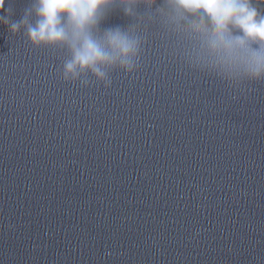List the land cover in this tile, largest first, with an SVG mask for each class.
Here are the masks:
<instances>
[{
    "label": "clouds",
    "instance_id": "1",
    "mask_svg": "<svg viewBox=\"0 0 264 264\" xmlns=\"http://www.w3.org/2000/svg\"><path fill=\"white\" fill-rule=\"evenodd\" d=\"M141 4L153 10L157 0H32L19 21L0 16V23L13 35L23 29L34 47L66 49L63 80L87 86L91 76L110 87L113 71L127 74L139 67L142 40L134 23L100 31V22L113 6L138 19ZM155 12L195 42L185 54L191 67L230 87L264 81V12L253 0H164Z\"/></svg>",
    "mask_w": 264,
    "mask_h": 264
}]
</instances>
